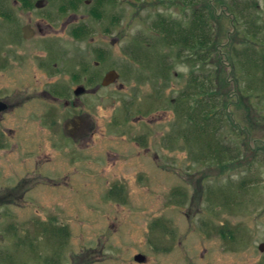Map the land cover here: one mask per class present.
I'll return each instance as SVG.
<instances>
[{
    "label": "rangeland",
    "instance_id": "1",
    "mask_svg": "<svg viewBox=\"0 0 264 264\" xmlns=\"http://www.w3.org/2000/svg\"><path fill=\"white\" fill-rule=\"evenodd\" d=\"M4 1L13 19L0 18V102L7 105L0 107V264H264V92L246 89L231 53L251 46L264 54V0L202 3L217 42L208 65L224 98L222 137L238 157L224 164L198 159L195 139L170 140L174 105L189 103L182 90L192 65L176 59L166 87L133 59L156 42L153 20L183 21L196 5L119 0L97 19L85 0L66 13L62 0ZM229 5L247 19L233 21ZM26 24L35 29L30 39ZM81 24L89 32L75 37L71 29ZM47 44L55 45L51 53ZM111 69L118 79L91 93L92 73L102 79ZM57 83L73 99L79 85L89 89L77 97L79 109L41 93ZM108 96L112 105L104 106ZM48 109L60 129L42 120ZM69 111L92 126L83 143L61 138Z\"/></svg>",
    "mask_w": 264,
    "mask_h": 264
},
{
    "label": "trees",
    "instance_id": "2",
    "mask_svg": "<svg viewBox=\"0 0 264 264\" xmlns=\"http://www.w3.org/2000/svg\"><path fill=\"white\" fill-rule=\"evenodd\" d=\"M22 6L28 5V0H17ZM83 0H62L59 10L66 13L68 9L77 10ZM119 0H85L90 3L91 14L100 19L102 17L101 7L104 10L106 4H116ZM162 1V0H161ZM188 5H196L187 19L180 20L159 15L152 21V29L158 35L155 37L154 44L149 48H137L134 50V61L142 62L145 67L153 68L157 78H163L165 86H168L170 72L174 67L176 59H182L192 65L188 86L182 90V99L188 98V102L176 103L174 105L178 116L175 128L176 134L170 138L173 143L184 137L191 142L193 139L199 144L198 159L211 164H224L238 160L236 154L231 149L233 146L224 144L222 116L220 109L223 108L224 98L219 92L215 82V69L208 65L211 59L210 47L216 46L215 32L211 23L209 8L202 5L204 0H178ZM198 5V6H197ZM233 11V21H238L243 17L247 19L245 13ZM104 14V13H103ZM0 18L11 21L13 11L4 1L0 0ZM116 21V19H113ZM112 21V22H113ZM250 24V23H249ZM247 35L257 38L256 32H251L247 27ZM89 29L84 24L77 25L71 29V34L75 37H84ZM162 45L163 51L155 46ZM234 63L240 69L241 77L249 84L246 86L249 91L257 95L264 92V54L257 53L251 46H245L242 50L236 47L231 48ZM85 70L87 69L84 68ZM82 76L81 72L76 74ZM173 102V101H172ZM225 111V110H224ZM186 118V120H185ZM183 125V126H182ZM183 127V129H182ZM234 145V143H232ZM179 201L182 194L179 195ZM178 201V202H179ZM165 228V227H164Z\"/></svg>",
    "mask_w": 264,
    "mask_h": 264
},
{
    "label": "flooded vegetation",
    "instance_id": "3",
    "mask_svg": "<svg viewBox=\"0 0 264 264\" xmlns=\"http://www.w3.org/2000/svg\"><path fill=\"white\" fill-rule=\"evenodd\" d=\"M26 25H30L32 30H34V33L30 37H25L24 36V30H23L25 25L21 28L23 37L26 38V39H30V38H32L34 36L35 29H34V27H32L31 24H26ZM51 45H52V47L53 46L55 47L54 44H47V49L48 50H50L49 48H50ZM49 52L51 53V50ZM49 52H48L47 56L49 55ZM57 58H60V57L57 56ZM50 63L51 62H45V61L41 62L42 66H44L46 68H51ZM96 64H98L97 61H96L95 65ZM81 77L82 76H77L75 73L73 75V78L77 82H79V80H81ZM90 79L96 85L95 88H93V90L90 91L91 93H94L98 88H100L99 87V82H101V84H102L103 78L101 79V77L97 75V72L94 71V73H92V75L90 76ZM32 81L34 82V80H32ZM57 84L58 85L56 86V88H53V89L51 87L50 88L44 87L42 89L43 91L41 90V93L50 90L49 96L53 95L52 98L59 100V102H58L59 105H61V103H63V105H65L64 107H66L67 109H69V108H73L74 110L79 109V107H78L79 98H77V97L87 93L89 89L86 88L85 92L80 94V95H76L75 92H74V94L77 96L75 98L76 99L75 100V99L72 98L71 92H70V90L68 89V87L66 85H63V84H60V83H57ZM82 86H84V85H82ZM34 87H35V82H34ZM74 91H75V89H74ZM42 97H44V95H42ZM4 106H5L4 109H6L7 105L5 103L1 104V102H0V107H4ZM51 110L52 109H48L44 113L45 116L42 117V120L44 121V123L50 124V127L52 129H54V130L56 128L60 129V125L58 123V120L60 121V119L56 118ZM73 112L70 113V111H69L68 115H66L65 117L64 116L62 117L63 118L62 128H63V131H65V133H66V137H64V136L62 137L61 136V138H64L65 140H67V139L73 140V141L77 140L79 143H83L87 139L92 137V135L90 136V133L92 132V126H90V124L87 122V119L81 113H77V112L73 113ZM135 257H136V255H135Z\"/></svg>",
    "mask_w": 264,
    "mask_h": 264
},
{
    "label": "water",
    "instance_id": "4",
    "mask_svg": "<svg viewBox=\"0 0 264 264\" xmlns=\"http://www.w3.org/2000/svg\"><path fill=\"white\" fill-rule=\"evenodd\" d=\"M41 2H42V0H40V2L37 5H39ZM23 30H24V36L25 37H30L34 33V30H32L30 25H25ZM118 77H119V73L115 69H111V70H109L108 72L105 73V75L103 77V80H102V84L104 86H108V85L114 83L118 79ZM85 90H86V87L80 85V86H78L75 89L74 92H75L76 95H80V94L84 93ZM112 102H113V98L110 97V96L103 98V105L104 106L112 105ZM3 108L4 107H2V109ZM260 249L264 250V243H262L260 245ZM135 259L138 262H144L146 257L143 254H138V255H136Z\"/></svg>",
    "mask_w": 264,
    "mask_h": 264
}]
</instances>
